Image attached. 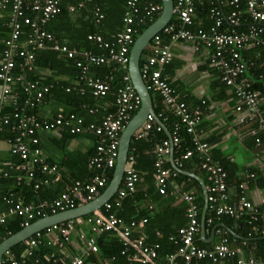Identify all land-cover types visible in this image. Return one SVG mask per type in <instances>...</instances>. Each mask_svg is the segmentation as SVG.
Returning a JSON list of instances; mask_svg holds the SVG:
<instances>
[{"label":"built area","instance_id":"obj_1","mask_svg":"<svg viewBox=\"0 0 264 264\" xmlns=\"http://www.w3.org/2000/svg\"><path fill=\"white\" fill-rule=\"evenodd\" d=\"M9 1L0 0V8H5ZM24 1L12 0L13 8L10 11L12 32L3 44L5 47L0 60V108L7 104L13 106V112L10 114L0 112V131H8L11 153L19 155L22 159L21 163L11 166L15 165L16 170L24 171L26 176L32 179L35 176L33 168L38 165L43 172L53 175V180H63L58 165L51 163L49 159L43 156L38 145L40 139L36 132L45 131L60 135L62 127L66 126L73 133H89L93 136L96 154L89 159V166L99 171L90 183L77 180L74 184H67L66 190L54 199H42L37 203H26L21 197L16 200L10 196L5 197L8 208L7 211L0 213V224L5 222L9 214H19L25 217L23 222L25 227L35 219L89 203L101 193L100 190L107 182L105 172L114 168L117 163L122 132L140 109L142 98L135 88L128 70L132 45L136 40L134 39L136 33L135 19L132 13L139 10L137 6L139 0H128L130 11L125 16V28L114 35L115 40L113 42L105 41L101 34L89 35L90 39L108 48L109 57L87 51L79 55L85 57V62L77 61V64L83 68L81 78H87L95 94H106L110 90V85L102 79H95L87 75L89 65L112 61L114 63L113 70H128L123 76L124 85L114 91L116 111L105 116L100 123H86L82 116L75 113L66 116L63 112H58L55 118L49 119L48 116L39 117L38 112H32L30 109L38 107V104L43 102L45 93L50 89L49 86L39 89L37 82L26 80L23 70L27 66L29 69L33 67L34 51L37 48L45 47L49 40L54 41V35L42 29L40 22H46L60 11V0H33V8L42 13L41 21H39V17L38 19L32 18L25 13ZM204 1L174 0L173 16L177 18V22L170 21L161 31L168 34L173 40L191 41L196 48L201 46L212 48L210 63L221 69L222 80L232 88L237 98L236 109L243 114L242 120L248 118L249 120L260 121L261 130L264 133V91L254 88V82L250 76V74L253 75L252 69L258 67L257 62L246 59L244 56L245 50L255 46L264 47V39L262 38L264 32V0H245V12L248 15V19L245 20L242 19L240 10L241 0H229L231 6L229 14H226L222 8L213 7L209 17L212 21L214 20V25L209 30L194 29L193 25L197 22V7ZM70 10L76 12L77 7L71 6ZM162 11V3L158 0H149L146 15L151 20L156 21ZM156 16L158 17L156 18ZM94 17L97 22L104 17L100 7L96 8ZM225 22L234 26L229 32L222 29ZM243 22L248 24L242 29L240 25ZM22 23L28 24L32 30L25 43L20 42ZM160 32L154 35L146 47L147 54L141 66V74L148 89L156 91L162 96L167 109L172 110L178 120L174 124L171 136L162 138L153 151L155 156V183L160 193L172 194L169 188L170 179L173 176H178L185 160L197 157L200 167L206 172L208 178V208L214 211L213 215L209 217L207 215L206 221L208 225H213L216 237L212 248L200 246L196 242V237L201 230L198 220L199 206L193 192H185L183 200L189 204L186 212L188 223L179 228L177 235L171 236L170 239L178 245V249L176 253L168 254L167 258L172 264H179L177 257H181L185 264H192L204 259L211 260L216 264L227 259H235L237 264H264V258L246 257L243 253L249 245L251 237L256 234L264 235V224L260 225L261 222L264 223V210H261L251 201L245 192L246 185L244 183L240 185L241 192L237 202L231 204L225 202L228 190V171L214 157L213 146L204 140L202 130L198 127L203 117L202 110L190 108L163 72V67L171 62L173 55L170 46L164 42ZM54 47L59 48V45L55 44ZM64 50L68 51L71 57L79 54L76 49L68 50L66 46H64ZM18 67L22 69L21 72H15ZM260 78L264 80V73L260 75ZM18 84H23L27 96L20 97L16 89ZM93 111L91 109V112ZM157 116L161 118L163 113L161 112ZM12 118L16 119L14 124H12ZM183 127L191 136L193 148L182 151L180 158L174 162L176 168L173 167L174 170H172L166 166L168 156L172 150L181 146L180 132ZM154 128L157 131L164 129L157 122V117L154 114H148L134 135L137 138L147 137ZM23 177L22 175L17 176L18 184L22 183ZM123 180L125 187L118 191L115 201L110 199L102 207L84 217L55 223L31 234L22 242L25 248L20 256L17 257L11 249H8L3 255V264H39L38 259H36L37 261L30 260L37 249L46 242L48 244L56 243L61 238L68 241L77 224L87 225L91 232L89 234L80 231V239L84 247L83 254H64L62 258H54L55 261L62 264H92L86 257L100 249L96 234L115 232L121 237L123 255H128L129 259L138 260L142 264H158L156 262L157 248L146 244L143 236L133 237L134 231L138 227L144 226L148 218H134L128 222L112 210L121 205L122 198L136 190L137 183L141 180L140 168L136 164L134 154L128 156ZM43 182L47 183L48 179ZM224 215L232 218L248 216L251 230L248 231L247 237L241 239L239 245H232L229 231L221 227V224L214 225ZM62 243L60 242V244ZM45 258L46 260L50 259L49 256Z\"/></svg>","mask_w":264,"mask_h":264},{"label":"trees","instance_id":"obj_2","mask_svg":"<svg viewBox=\"0 0 264 264\" xmlns=\"http://www.w3.org/2000/svg\"><path fill=\"white\" fill-rule=\"evenodd\" d=\"M163 4L162 0H158ZM226 0H205L202 5L203 16L206 18L205 12L210 11L213 7H219L220 2ZM82 3V5H80ZM246 4L245 0H241V7ZM9 5L8 9L11 11L13 8V2L10 0L7 3ZM33 0L24 1V10L28 16L38 19L41 21L42 13L40 10L33 8ZM76 6L78 12H71L69 6ZM200 5V4H199ZM197 7V10H201ZM6 6V7H7ZM139 10L133 12L134 17V27L136 33L134 34V39L138 37L149 25L154 22L149 16L146 15V11L149 7V0H139L137 3ZM5 7V8H6ZM60 11L48 19L46 22H40L42 29L50 32L54 35V41L49 40L48 45L42 48H37L34 51L35 60L33 67L31 69L26 67L23 70L26 80L37 82L38 88L42 89L44 86H49V91L45 93L43 102L38 104L42 106L46 102H51V109L53 112L48 114H38L39 117L48 116L49 119H53L57 116L58 112H63L66 116H70L71 113H75L78 116H82L86 123L95 122L100 123L103 118L116 111V99L114 96L115 89L124 85L123 76L128 70L118 69L113 70L114 63L112 61L105 62L101 64H91L89 65L87 75L93 78L102 79L110 85V90L106 94H95L92 86L89 85L87 78H81L83 73V68L77 64L78 60L85 62V57L79 56L84 52H92L96 55H106L109 57V50L104 45H100L94 40L89 38L90 34H101L105 41L113 42L115 40V34L125 28V16L130 11V5L128 0H60L59 1ZM97 7H100L104 13V17L97 22L94 17V12ZM231 7V6H230ZM223 10L226 11L223 5ZM229 10V8H228ZM159 16V15H158ZM156 16V18L158 17ZM175 20V16L172 17L171 22ZM208 20V19H207ZM208 21H206L205 26H207ZM247 22H243L240 28H245ZM229 24L225 22L224 27L227 28ZM239 28V27H238ZM32 30L28 24L22 23V34L20 37V42H27L28 36L31 34ZM164 41H169L170 36L165 34L163 31L160 32ZM262 38L264 39V32L262 33ZM55 44L59 45V48H55ZM64 46L68 50L76 49L78 51V56L71 57L68 51L64 50ZM133 46V45H132ZM5 47V46H4ZM30 49V47H29ZM261 52H264L262 47H259ZM147 54V48L143 51L141 58V66L144 62L145 55ZM244 56L246 59L255 60L258 63L262 61V57L256 54V50L244 51ZM254 68L252 72H254ZM261 71L264 68H260ZM21 72L22 69L18 67L15 72ZM111 77H113L111 79ZM254 82V88L264 87V80L256 78ZM17 91L21 98L27 96L24 91L23 84H18L16 86ZM264 91V90H263ZM152 94V99L154 103V108L157 113L162 112L163 116L161 119L167 126V128L172 131L174 128L175 120L178 117L175 116L172 110H168L162 103V96L157 92L150 90ZM23 102V101H21ZM39 106L36 108H31L32 112L37 113ZM91 109L94 111L91 112ZM16 121L12 118V124ZM12 126V125H11ZM10 126V127H11ZM45 132V131H42ZM49 134L46 140L42 141V135L40 131L36 132L39 137V146L42 153H46V149H52L47 143L57 145L58 150H54V153H48L49 161L51 163H56L58 165V170L61 176L70 184H74L77 180L81 182L90 183L94 175L99 172L98 170L89 166V159L96 154L95 147L87 149L86 151H71L68 149V145L72 139L82 136L88 140H92L93 136L89 133H73L68 127H62L61 134L55 135L51 132H46ZM180 135L182 137V143L180 147H176L174 150L175 156H179V150H185L193 148L191 142V136L183 127L181 129ZM167 137L166 131H157L155 128L150 132L147 137L137 138L133 137L129 155L134 154L138 166L146 170L150 177L154 174L155 167V156L152 149L160 143L162 138ZM46 145H45V144ZM153 152V153H152ZM14 163H21L22 159L19 155H15ZM44 155V157H46ZM193 160H197V157H192ZM194 160V161H195ZM191 160L192 163H195ZM188 162V161H187ZM187 162L182 166L183 169L187 167ZM222 165L231 173L234 170L232 162L222 159L220 160ZM167 166L174 170L173 166L168 162ZM33 168V167H32ZM34 177L29 179L24 171H18L15 169V165L3 167L0 170V213L7 211L8 204L6 203L5 197H12L15 200L21 197L26 201V203H37L42 199H54L59 197L62 192L66 190V185L62 180H53V175L43 172L40 166L36 165L34 168ZM7 172V173H6ZM115 167L106 172L107 182L105 186L100 190L104 191L105 187L111 181L114 176ZM8 174V175H5ZM21 174L23 177L22 183H17V175ZM178 177L180 181H184L185 189L189 190L192 188L194 183L197 184L196 178L191 175L179 172L178 176H173L172 178ZM48 179L47 183L43 181ZM140 183V182H139ZM137 183V187L140 188V184ZM152 183V181H151ZM38 184V186H37ZM145 184L142 185V187ZM122 187L124 186V180L122 182ZM150 187V186H149ZM117 194L112 198V201L117 199ZM163 196L162 193L155 191L153 188H147L145 190H137L134 193H128L125 198L121 209L118 212L119 216L125 219L131 218H141L147 217L148 221L145 225L147 230V240L145 241L148 245L156 247L158 250V257H156V262L160 263L163 258L167 257L168 254L176 253L178 245L175 244L170 238L171 236L177 235L179 228L185 225L187 217L185 212L179 210L178 214H173V212L168 213L169 208H163L160 210L149 209L148 204L159 200ZM199 204L203 206V202L200 198ZM165 209V210H164ZM172 209H176L173 208ZM261 210H264L261 208ZM25 220L24 216L19 214H9L2 224H0V243L12 234L20 231ZM37 220V219H35ZM33 220L32 222H34ZM223 222L227 227L232 228L235 223L238 224V232L236 235L240 237H247V233L251 230V224L249 223V218L247 215L240 216L238 218H232L227 215L223 216L220 221L217 220L214 225ZM213 227V225H212ZM114 232H104L99 237V247H100V257H111L115 256L117 258L116 264H142L139 261H128L127 256L121 254L122 251V240L118 236H114ZM236 236L237 240L240 238ZM231 239L234 238L233 234L230 233ZM257 239V243L262 246L261 250L264 254V235H254L249 239V244ZM196 242L200 246H206L207 243L201 238V235H197ZM158 245V246H157ZM25 245L20 242L12 247V251L17 257L24 251ZM57 248V247H56ZM47 242L41 245L36 253L30 257V260L34 261L38 259L39 264H62L61 262L55 261L54 258H59L60 250L57 249ZM260 250V251H261ZM46 256L50 259L46 260ZM180 264H184L182 258L177 257ZM68 259V258H66ZM37 261V260H36ZM197 262V261H196ZM199 264H209V261L204 259L198 261ZM232 264H235L231 262Z\"/></svg>","mask_w":264,"mask_h":264},{"label":"crops","instance_id":"obj_3","mask_svg":"<svg viewBox=\"0 0 264 264\" xmlns=\"http://www.w3.org/2000/svg\"><path fill=\"white\" fill-rule=\"evenodd\" d=\"M204 3L205 1L199 5V8L201 10H198L197 19H196L197 22L196 24L193 25L194 29L203 28L205 30H209L211 26L214 25V20L212 21L209 17L210 15L209 10L208 12H205L206 18L205 16H203L202 5ZM223 5L226 8V11L225 10L223 11L226 14H229L231 10L229 0H226L223 3L220 2L219 8L223 9ZM71 6H69V8ZM8 7L9 5L6 8H0V60L2 58V54L4 50L3 44L12 32L11 16ZM78 9L79 7L76 10L77 12ZM240 10L242 14V19L243 20L248 19V15L245 12L246 4L244 7L240 6ZM174 21L177 22L176 17ZM206 21H208L207 26H205ZM224 24L222 26V29L227 32H229L234 27L229 24V26H227L226 28L224 27ZM164 42L170 46V51L173 55V59L171 60V62L163 67L164 74L169 78V81L178 91L179 96L187 102L190 108L192 109L199 108L202 110L203 117L202 120L199 122L198 127L202 130L204 140H207L213 146L214 157L219 161L222 159L228 160L232 162V165H235L234 170L231 173L228 172V190H227V199L225 200V202L229 204L236 203L241 192L240 185L244 183L246 185L245 192L247 193L251 201L260 209L261 208L264 209V133L261 130L260 121L249 120L248 118L246 120H242L243 114L242 112L236 109L237 98L235 97L232 88L222 80L221 69L211 65L210 63V56L213 51L212 48H208L204 46L196 48V46L191 41H186L181 39L173 40L171 39V37L169 41H164ZM259 47L262 46H255L247 50V51L256 50V54L259 55V57L260 56L262 57V61L257 64L258 67L256 69L254 68L255 70H253L254 72H252L253 75L250 74L253 82H256L255 77L260 78V75L264 73V70L263 71L260 70V68H264V52L262 53ZM262 48L264 49V47ZM259 89L264 90V87L263 89L262 87ZM162 103L163 106L165 107L167 106L164 103L163 99H162ZM50 105H51L50 101L46 102L42 106H39L37 112L41 115L48 114L49 112H53ZM0 112L2 114L12 113L13 112L12 104H7L3 108H0ZM263 116H264V111H263ZM40 135H42L41 136L42 141L46 140L47 137L49 136L48 133L42 131H40ZM47 145H49L52 149L49 150V148H47L46 153H44L45 156L46 155L48 156L49 155L48 153L53 154L55 149L58 150L57 145H53L50 143H47ZM93 147H95L94 140L92 139L90 141L82 136L72 139V141L68 145V149H70L71 151L77 150L81 152L86 151L87 149ZM155 147L152 149V151H154ZM182 151L183 150H179V156H175L174 154L172 157L171 154H169L167 164L169 162L171 166H173V162H176V160L180 158ZM47 156L46 158L48 159L49 157ZM15 157L17 156L11 153V142L9 140L8 131L7 130H3L2 132L0 131V170L3 167L5 168L7 166H11L12 163H14L13 161ZM191 160L194 161L193 158H189L188 160L184 161V163L188 161L186 166L189 168H185L183 170L188 171L191 174L193 173L200 176L204 180L207 187L208 178L206 172L200 167L198 161L195 160L196 162L194 161L195 163H192ZM136 164L138 166L137 161ZM140 172H141V180L139 181L140 183L138 182L140 184V188L136 186L135 191L145 190L150 187L153 188L155 191H157L158 188L155 183L154 174L152 175V177H150L149 173L146 170H144L142 166L140 168ZM196 180H197V184L194 183L192 185V188L187 190L185 189V185L187 184L184 183V181H180L179 178L178 179L171 178L169 181V188L172 191V194H163V196H161L159 200H156L155 202L148 204L149 209L160 210L163 208L165 209L169 208L168 213L173 212V214H178L179 210H182L185 212V215L187 217L186 212L189 204L188 202H185V200H183V194L185 192H193L196 198V203L199 206L200 212L198 213V220L201 225L202 219L204 217L203 209L205 205V197L201 182L197 178ZM62 181L64 182L65 185L70 184V182H67L66 180H64V178ZM143 184L145 185L142 187ZM121 188H123L122 183L118 191ZM115 195L116 194H114V196ZM124 198H122L120 206H116L112 209L115 213L118 214L119 210L123 205ZM200 198L203 202L202 203L203 206L199 204V202H201ZM172 207L176 209L173 210ZM213 213H214L213 209L208 208L205 214V222H206L205 234H202V228L199 233V235H201V238L207 243V245L204 246L206 248H212L216 241L215 231L213 235V227L211 225H208L206 221L207 215L209 217L213 215ZM86 215L87 214H84L78 217H84ZM132 219H134V217L125 220L129 222ZM187 223H188V217L185 225ZM219 224H221V227L227 229L229 233L233 234L234 238L231 239L232 245L235 246L241 243V239L243 237L236 235L239 228L238 224L235 223V225L232 228L227 227L226 224L223 222H220ZM263 224L264 223L262 222L260 223V225ZM145 225L142 227H138L134 231L133 234L134 238H137L138 236H143L145 238V241L147 240L148 234H147V230L145 229ZM80 231H85L89 234L91 233L87 225L77 224L75 226L74 233L71 235L68 241L61 238L59 241L63 242L62 244H60L59 241L51 244V246H54L55 248L57 247L56 251L57 249L60 250L59 258H62L64 254H68V255L83 254L84 247L80 239ZM113 234L114 236H118L121 239L119 234L115 232ZM101 235L102 234H96V236L98 237V242H99V237ZM236 236H238L240 240H237ZM261 248L262 246H260L257 243V239H256L244 249L243 253L246 257L256 256L257 258H264V254ZM99 252L100 249L97 252H93L90 256H87L86 259L89 260L92 264H116L117 258L115 256L103 258L100 257ZM127 260L138 261L135 259H129V256H127ZM208 261L209 264H216L211 260ZM231 262L237 264L235 259L223 260L218 264H232ZM158 264H172V263L167 257H165L163 258V261H161ZM192 264H199V262L195 261Z\"/></svg>","mask_w":264,"mask_h":264},{"label":"water","instance_id":"obj_4","mask_svg":"<svg viewBox=\"0 0 264 264\" xmlns=\"http://www.w3.org/2000/svg\"><path fill=\"white\" fill-rule=\"evenodd\" d=\"M163 2V11L156 21L149 25L138 37L136 38L130 55L129 69L132 82L137 89L138 93L142 98L141 107L138 112L133 116V118L126 125L125 129L122 132L120 146H119V155L117 158V163L115 166L114 176L111 181L108 183L104 191L99 194L94 200L89 203L79 205L72 209H67L60 211L54 214L46 215L42 218H39L32 222L31 224L25 226L20 231L12 234L11 236L5 238L0 243V264H3L2 258L4 253L12 248L14 245L23 242L28 236L36 233L52 224L59 223L74 217H78L84 214L93 212L95 209L102 207L107 201L112 199L114 194L118 191L119 187L124 178L125 167L127 164L131 142L136 131L141 127L142 123L145 121L148 114H154L157 117L156 110L154 108L152 94L147 87L146 82L144 81L141 74V58L143 51L148 46L155 34L160 32L172 19L173 9H174V0H162ZM157 122L164 127L167 135L170 137L171 132L164 124V122L157 117ZM174 152L172 150L171 156L173 157ZM173 167L176 168L175 163L173 162ZM181 172L192 175L196 177L202 184L205 205L203 209V219L201 223L202 234H205V214L208 210V190L204 180L196 175L191 174L188 171L180 169ZM214 235V229H213Z\"/></svg>","mask_w":264,"mask_h":264},{"label":"clouds","instance_id":"obj_5","mask_svg":"<svg viewBox=\"0 0 264 264\" xmlns=\"http://www.w3.org/2000/svg\"><path fill=\"white\" fill-rule=\"evenodd\" d=\"M140 107H141V106H140ZM156 114H158V113L156 112ZM157 117H158V116H157ZM160 119H161V118H160ZM161 120H162V119H161ZM162 121H163V120H162ZM164 124H165V123H164ZM170 132H171V134H172V131H170ZM134 136H135V135H134ZM134 136H133V137H134ZM167 137H169V136L167 135ZM174 150H175V149H174ZM174 150H173V152H174ZM115 166H116V165H115ZM182 169H183V168H182ZM123 179H124V178H123ZM105 188H106V187H105ZM102 192H103V191H102ZM102 192H101V193H102ZM101 193H100V194H101ZM112 198H113V197H112Z\"/></svg>","mask_w":264,"mask_h":264}]
</instances>
